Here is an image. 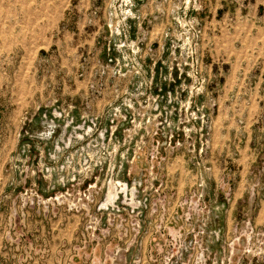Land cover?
<instances>
[{"label": "rangeland", "instance_id": "1", "mask_svg": "<svg viewBox=\"0 0 264 264\" xmlns=\"http://www.w3.org/2000/svg\"><path fill=\"white\" fill-rule=\"evenodd\" d=\"M0 264H264V0H0Z\"/></svg>", "mask_w": 264, "mask_h": 264}]
</instances>
